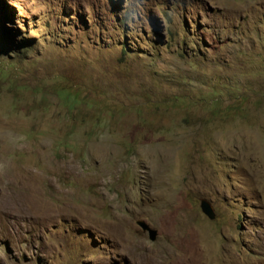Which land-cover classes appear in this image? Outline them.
Masks as SVG:
<instances>
[{
    "label": "rangeland",
    "instance_id": "obj_1",
    "mask_svg": "<svg viewBox=\"0 0 264 264\" xmlns=\"http://www.w3.org/2000/svg\"><path fill=\"white\" fill-rule=\"evenodd\" d=\"M113 262L264 264V0H0V264Z\"/></svg>",
    "mask_w": 264,
    "mask_h": 264
},
{
    "label": "water",
    "instance_id": "obj_2",
    "mask_svg": "<svg viewBox=\"0 0 264 264\" xmlns=\"http://www.w3.org/2000/svg\"><path fill=\"white\" fill-rule=\"evenodd\" d=\"M200 209L201 211L210 219H213L215 214L213 211V208L211 206V203L205 199L202 198L200 200ZM137 225L147 233L149 240L153 241L155 240L157 236V230L154 228H151L148 223H146L144 220H137L136 221ZM110 264H118L116 262L110 263Z\"/></svg>",
    "mask_w": 264,
    "mask_h": 264
},
{
    "label": "bare ground",
    "instance_id": "obj_3",
    "mask_svg": "<svg viewBox=\"0 0 264 264\" xmlns=\"http://www.w3.org/2000/svg\"><path fill=\"white\" fill-rule=\"evenodd\" d=\"M153 254H154V253H153ZM147 257H148V256H147ZM156 257H157V256H156ZM156 257H155V258H156ZM149 258H150V256H149ZM152 260H153V258H152ZM158 260H159V259H158ZM156 261H157V260H156ZM145 262H146V261H145ZM153 263H155V262H152V264H153ZM155 264H156V263H155ZM157 264H158V263H157Z\"/></svg>",
    "mask_w": 264,
    "mask_h": 264
}]
</instances>
